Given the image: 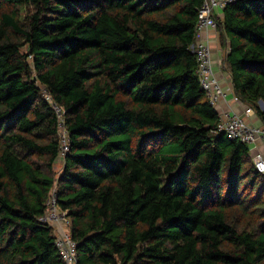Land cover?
Masks as SVG:
<instances>
[{
    "label": "trees",
    "instance_id": "trees-1",
    "mask_svg": "<svg viewBox=\"0 0 264 264\" xmlns=\"http://www.w3.org/2000/svg\"><path fill=\"white\" fill-rule=\"evenodd\" d=\"M202 1L0 0V264H67L39 219L52 190L76 264H264V176L216 132L190 49ZM216 22L264 122V0Z\"/></svg>",
    "mask_w": 264,
    "mask_h": 264
},
{
    "label": "built area",
    "instance_id": "built-area-1",
    "mask_svg": "<svg viewBox=\"0 0 264 264\" xmlns=\"http://www.w3.org/2000/svg\"><path fill=\"white\" fill-rule=\"evenodd\" d=\"M235 0H203L197 11L196 38L190 45V49L196 56L197 75L200 86L204 91L210 105L218 112V122L216 132L223 133L230 140H237L249 146L250 151L258 143L264 145V122L253 124L247 121L245 116L256 114L254 109L246 104L244 108L245 116L240 115L230 107L219 109L222 102L228 97L238 104H245L235 95L231 80L223 86L217 79L212 58V47L206 40L200 38V34L208 31H216V16L222 8ZM44 99L57 116V139L59 152L57 161L62 160L69 149V132L64 121V110L53 101L51 95L43 90ZM261 109L264 110V103L259 101ZM259 105V106H260ZM257 115V114H256ZM252 163L256 171L264 176V154L255 152L252 156ZM60 171L58 172V175ZM67 212L62 211L56 204L54 190L50 193L46 209L40 216V221L49 224L55 235V243L63 260L67 264H76V241L70 231V220Z\"/></svg>",
    "mask_w": 264,
    "mask_h": 264
},
{
    "label": "crops",
    "instance_id": "crops-1",
    "mask_svg": "<svg viewBox=\"0 0 264 264\" xmlns=\"http://www.w3.org/2000/svg\"><path fill=\"white\" fill-rule=\"evenodd\" d=\"M219 15L221 16V12L219 13ZM200 38L202 40H206L210 43V45L212 47V58H213L214 73H215L217 79L220 81V83L223 86H225L230 81V76L223 66L227 47H225V46L222 47L220 45L219 35H218L217 30L216 31L203 32L202 34H200ZM245 106H246V104H238V103L232 101L231 97H228L226 101L221 103L219 109H224V108L230 107L231 109H233L234 111H236L240 115L245 116V114H244ZM245 118L247 119L248 122L253 123V124L259 125L262 123L261 119L256 114H253L250 116H245ZM255 152H261L262 154H264V145L261 143H258L257 146L254 147L250 151L251 157L253 156V154H255Z\"/></svg>",
    "mask_w": 264,
    "mask_h": 264
},
{
    "label": "rangeland",
    "instance_id": "rangeland-1",
    "mask_svg": "<svg viewBox=\"0 0 264 264\" xmlns=\"http://www.w3.org/2000/svg\"><path fill=\"white\" fill-rule=\"evenodd\" d=\"M260 105V104H259ZM260 107H261V105H260ZM61 168H62V160H58L56 163H55V165H54V172L56 173V174H58V172L59 171H61Z\"/></svg>",
    "mask_w": 264,
    "mask_h": 264
}]
</instances>
